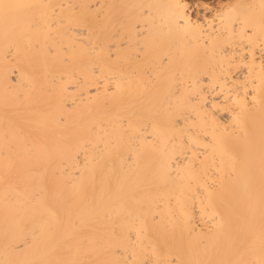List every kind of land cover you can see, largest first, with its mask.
I'll list each match as a JSON object with an SVG mask.
<instances>
[{"label":"bare ground","instance_id":"obj_1","mask_svg":"<svg viewBox=\"0 0 264 264\" xmlns=\"http://www.w3.org/2000/svg\"><path fill=\"white\" fill-rule=\"evenodd\" d=\"M0 264H264V0H0Z\"/></svg>","mask_w":264,"mask_h":264},{"label":"rangeland","instance_id":"obj_2","mask_svg":"<svg viewBox=\"0 0 264 264\" xmlns=\"http://www.w3.org/2000/svg\"><path fill=\"white\" fill-rule=\"evenodd\" d=\"M187 1H189L191 3V2H197V1H202V0H187ZM203 1L215 3L217 0H203ZM223 1H225V0H223Z\"/></svg>","mask_w":264,"mask_h":264}]
</instances>
